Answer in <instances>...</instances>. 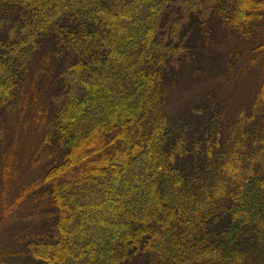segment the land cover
Returning a JSON list of instances; mask_svg holds the SVG:
<instances>
[{
	"label": "trees",
	"instance_id": "trees-1",
	"mask_svg": "<svg viewBox=\"0 0 264 264\" xmlns=\"http://www.w3.org/2000/svg\"><path fill=\"white\" fill-rule=\"evenodd\" d=\"M0 154V229L35 219L0 264H264V0H0Z\"/></svg>",
	"mask_w": 264,
	"mask_h": 264
},
{
	"label": "rangeland",
	"instance_id": "rangeland-1",
	"mask_svg": "<svg viewBox=\"0 0 264 264\" xmlns=\"http://www.w3.org/2000/svg\"><path fill=\"white\" fill-rule=\"evenodd\" d=\"M220 37L223 38L222 36ZM213 66V69L217 68L215 65ZM213 74L214 77L210 76V78H208V83H206L205 86L197 85V77L194 78L192 73L183 74L180 80L176 82L174 86L171 85L170 96L165 108L166 113L173 119L183 115L192 117L193 113L190 112V105L194 103V98L197 96L198 92L205 89V87H217L220 84H224L222 81H224L225 78L224 76H220L219 71L217 74L214 71ZM221 90L223 93H227L224 92L223 88L221 89L218 87V91L221 92ZM234 91L235 90L232 88V91L229 92V94ZM37 94H41V92ZM18 120L19 116L17 114V108L14 106L12 109L6 112L9 136H12L16 131V124L18 123ZM43 130L44 129L39 130V125L35 126L34 124H30L29 120L25 119L21 130L23 135L21 140L22 143L17 149V152H15V154H17L20 158L22 157L21 161L18 160V167L20 168V174L22 176L23 174L25 175L23 177V181L35 179V177L39 176L43 170L45 172V170L50 168L51 159H48L47 156H45V150H40L39 146L36 148L42 139ZM7 144L8 142L6 141L5 145ZM37 152L43 154L44 158H42V155L38 156ZM1 155L2 154H0V174L2 171L3 162ZM1 229L0 258H2L5 254V251L9 249L8 247L12 244L14 235L22 234L23 232L28 233L35 231V219H30L28 214H25L22 219L16 218L7 224H4ZM10 250L13 252L15 251L12 246H10ZM4 258L8 264H21V259L16 256H6Z\"/></svg>",
	"mask_w": 264,
	"mask_h": 264
}]
</instances>
